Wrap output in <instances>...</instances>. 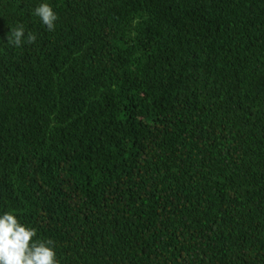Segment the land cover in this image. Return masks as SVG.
<instances>
[{
  "label": "trees",
  "instance_id": "trees-1",
  "mask_svg": "<svg viewBox=\"0 0 264 264\" xmlns=\"http://www.w3.org/2000/svg\"><path fill=\"white\" fill-rule=\"evenodd\" d=\"M41 2L0 0V212L61 264H264V0Z\"/></svg>",
  "mask_w": 264,
  "mask_h": 264
},
{
  "label": "clouds",
  "instance_id": "clouds-1",
  "mask_svg": "<svg viewBox=\"0 0 264 264\" xmlns=\"http://www.w3.org/2000/svg\"><path fill=\"white\" fill-rule=\"evenodd\" d=\"M49 31L54 30L58 14L53 6L44 0L33 11ZM36 35L26 34L22 25L10 29L7 44L21 47L36 41ZM0 264H61L57 257L55 242L40 238L38 230L22 222L15 210L0 212Z\"/></svg>",
  "mask_w": 264,
  "mask_h": 264
}]
</instances>
